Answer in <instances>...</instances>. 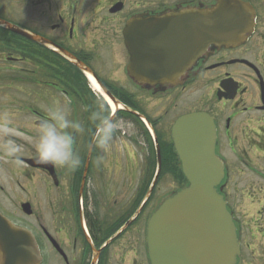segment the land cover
<instances>
[{"label":"flooded vegetation","instance_id":"af4514ba","mask_svg":"<svg viewBox=\"0 0 264 264\" xmlns=\"http://www.w3.org/2000/svg\"><path fill=\"white\" fill-rule=\"evenodd\" d=\"M218 1L0 0V9L14 5L17 10L9 11L8 20L71 51L117 97L121 95L118 90L127 91L130 106L148 119L165 152L175 150L172 129L179 117L194 111H206L213 117L216 152L225 167L221 191L236 226L244 264L245 250L253 247L248 235L257 238V233L264 234V0H244L255 9V26L242 43L210 45L200 56L192 39L180 44L175 56L185 64L181 84L136 80L129 73L134 50L125 46L124 29L129 20L135 21L129 35L137 38L138 48L143 42L146 47L150 42L145 37L158 28L147 26L155 16L210 8ZM144 24L147 27L143 29ZM93 48L98 52L93 53ZM36 52L33 56L40 57ZM45 52V57L55 58L54 53ZM21 58L28 60L29 56L16 57ZM41 75L28 78L40 87L50 84L54 96H59L60 90L66 93L69 99L61 95L58 100L68 108L70 118L84 128L76 133L75 148L81 164L72 172L37 163L31 147L20 163L0 152V211L34 235L42 256L40 264H150L146 227L161 199L153 208L149 199L142 200L145 174L151 164L143 162L146 172L142 165L139 179L134 177L135 163L120 167L118 133L110 150L93 147L95 122L90 117L105 104L88 90L83 72L76 67L51 65ZM21 81V76H16V83ZM162 87L165 91H156ZM183 92L195 96L183 102ZM65 98L70 103L66 104ZM24 110L26 114L11 116L4 112L0 116L8 114L18 127L35 135L36 124L47 112L30 106ZM139 117L128 118L130 129L144 137ZM170 175L173 185L184 179ZM164 177L166 174L161 179ZM24 204L29 205L28 210ZM259 247L258 256L264 264V241Z\"/></svg>","mask_w":264,"mask_h":264},{"label":"water","instance_id":"95a60500","mask_svg":"<svg viewBox=\"0 0 264 264\" xmlns=\"http://www.w3.org/2000/svg\"><path fill=\"white\" fill-rule=\"evenodd\" d=\"M254 19V8L243 0H219L209 9L155 16L148 23L151 29L158 28L145 37L149 39L148 46L142 49L146 42L140 45L133 75L141 81L175 82L182 72H175L172 61L181 43L192 39L198 45V55L211 44L238 43L251 32ZM0 25L53 47L83 70L90 71L75 55L47 38L1 18ZM129 26L131 23L126 26L125 37L130 47L137 45L138 40L129 35ZM106 93L118 107L119 102ZM172 138L188 184L167 195L148 221L146 240L151 264H241V260L237 261L240 245L236 227L218 190L224 177V164L215 151L216 130L212 119L205 112L184 115L174 125ZM158 158L161 162L160 153ZM23 207L29 209L28 204ZM40 261L31 232L0 213V264H39Z\"/></svg>","mask_w":264,"mask_h":264},{"label":"clouds","instance_id":"9594fccd","mask_svg":"<svg viewBox=\"0 0 264 264\" xmlns=\"http://www.w3.org/2000/svg\"><path fill=\"white\" fill-rule=\"evenodd\" d=\"M65 103L70 101L65 98ZM106 113V107L101 104L90 117L95 122L92 145L103 151L110 150L119 131L132 127L130 122L113 119ZM83 131L81 123L70 118L68 108L59 104L50 107L47 116L39 119L35 135L22 130L8 114H4L0 116V152L12 162L20 163L26 149L31 147L37 163L52 164L74 172L81 164L75 148L76 133Z\"/></svg>","mask_w":264,"mask_h":264},{"label":"rangeland","instance_id":"374dc122","mask_svg":"<svg viewBox=\"0 0 264 264\" xmlns=\"http://www.w3.org/2000/svg\"><path fill=\"white\" fill-rule=\"evenodd\" d=\"M8 5V4H7ZM7 5L3 6V9H0V16H2L3 18H10V15L8 14L9 11L12 9L14 11L17 10V7H14V5L10 4V6L12 7H8ZM120 47V46H119ZM0 48H2L0 46ZM6 48L5 50H11L13 48ZM93 53L94 52H98L97 48H93L91 50ZM11 52L13 54H15V50H11ZM116 54L118 55V52H116ZM120 56V53H119ZM117 56V57H119ZM33 63L31 62H27V63H23V62H9L7 60H0V72L4 71L3 74L6 73H12V70L10 69V67H13V69L16 68V66H18V68H28V69H35L34 68ZM2 75V74H0ZM35 77H38V75H35ZM25 84H22L24 88H22L21 83H15L13 81H7L6 83H2L0 84V114H3L4 112H7L8 114H10L11 116H14L15 114H26L27 112L22 108V104L23 103H27L28 101H30V103H32V107L36 108V109H44L47 110L50 108V104H54L55 99L57 98V96H53L51 94V92H48L46 89H41V87L37 84L36 85V89H35V93L32 92V88L35 87V83H31L30 81H26L24 82ZM44 86V85H43ZM46 88V87H45ZM135 90V89H134ZM137 90H135L136 92ZM61 95V94H60ZM187 96V97H186ZM195 94L194 93H185L183 92L182 94V101L183 102H187L189 98L194 97ZM36 97V98H35ZM60 97V96H58ZM37 99V100H36ZM69 99V97H68ZM180 100V101H181ZM179 101V102H180ZM16 103V104H15ZM21 104V105H19ZM1 107L3 109H1ZM21 110H23L21 112ZM126 122H128V120L126 119H122ZM122 131H126V134H122ZM131 131L130 128H125L123 130L120 131V133L118 132V157H117V161L120 163V167H124L125 163H135V175L134 177L137 179H139V177H141L142 175V165H143V170L146 172L145 170V164L143 162L146 163L147 158H148V154H146L144 150H142L139 147H132L134 145H137L136 142H134V145H132L133 141L131 139V136H129V139H127L128 135H130ZM129 140V142H128ZM132 145V146H131ZM138 146V145H137ZM150 156V155H149ZM140 163V164H138ZM122 176L126 177V174H123ZM169 176V174H168ZM237 176L239 177V174H237ZM170 177H164L163 180H160L158 182L157 185V189L158 191H156L155 195L153 196V200L151 201L152 203V208L154 207L156 201L162 196L164 195L166 192H170L171 190L178 188V186H176L175 184H172V180H170ZM160 186V188L158 187ZM156 189V190H157ZM264 223V221H263ZM249 240H251L253 242V247L251 249H246L244 252L245 255V261L244 264H261L260 258L258 256V253L260 252V247L261 246V242L264 241V234L262 233H257V238H260L259 240H257V238L251 237L250 235H248Z\"/></svg>","mask_w":264,"mask_h":264},{"label":"trees","instance_id":"16d2710c","mask_svg":"<svg viewBox=\"0 0 264 264\" xmlns=\"http://www.w3.org/2000/svg\"><path fill=\"white\" fill-rule=\"evenodd\" d=\"M36 43L25 38V37H22L18 34H15V33H12L10 32L9 30H7L6 28H3V27H0V46L2 48L0 49H6L4 47H7V48H13L11 50H15L17 52L18 49L22 50L23 52L26 51L30 54H33L34 52V47H35ZM21 46V47H19ZM36 48V47H35ZM45 49V48H44ZM11 50H7L8 52H11ZM54 54H56V56L59 57V60L60 61H65L66 59H64L63 57H61L59 54H57L56 52H53ZM43 55H46V53L43 51L41 53V56ZM59 60L57 61H54L56 63V65H60L62 66L60 63H59ZM70 64V63H69ZM72 65V64H71ZM78 72H81L79 69H78ZM123 101L126 103V104H130V102L128 101L127 98L123 97L122 98ZM117 116L121 117V116H124V117H134V115L128 111H124V110H120L117 114ZM147 132V131H146ZM147 137L150 141V147H151V159L154 161V158H155V149H154V141L153 139L150 137L149 133L147 132ZM163 146V144H162ZM163 157L165 158V160H174L175 156V153H171V154H165V152L163 151ZM171 165V164H170ZM172 171L174 172V174L178 175L179 177L181 176L182 178L184 177L183 174H182V171L181 169H179L178 167L176 166H172Z\"/></svg>","mask_w":264,"mask_h":264},{"label":"bare ground","instance_id":"6f19581e","mask_svg":"<svg viewBox=\"0 0 264 264\" xmlns=\"http://www.w3.org/2000/svg\"><path fill=\"white\" fill-rule=\"evenodd\" d=\"M91 83H92V85H93V87L96 89V90H99L100 88H99V86L96 84V82H95V80H94V78L91 76ZM111 103V105H112V108H115V105L112 103V102H110Z\"/></svg>","mask_w":264,"mask_h":264}]
</instances>
